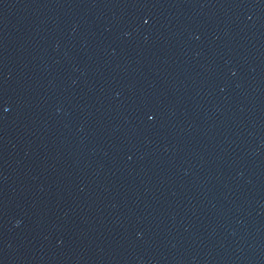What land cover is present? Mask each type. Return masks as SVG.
Instances as JSON below:
<instances>
[{
  "label": "water",
  "instance_id": "water-1",
  "mask_svg": "<svg viewBox=\"0 0 264 264\" xmlns=\"http://www.w3.org/2000/svg\"><path fill=\"white\" fill-rule=\"evenodd\" d=\"M0 264H264V0H0Z\"/></svg>",
  "mask_w": 264,
  "mask_h": 264
}]
</instances>
